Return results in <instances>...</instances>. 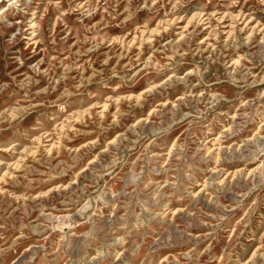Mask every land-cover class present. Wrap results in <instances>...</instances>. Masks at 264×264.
Here are the masks:
<instances>
[{"label":"rangeland","instance_id":"374dc122","mask_svg":"<svg viewBox=\"0 0 264 264\" xmlns=\"http://www.w3.org/2000/svg\"><path fill=\"white\" fill-rule=\"evenodd\" d=\"M0 264H264V0H0Z\"/></svg>","mask_w":264,"mask_h":264}]
</instances>
